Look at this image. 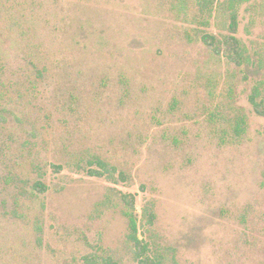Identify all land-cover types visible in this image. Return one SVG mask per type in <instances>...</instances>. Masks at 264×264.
<instances>
[{"label":"rangeland","instance_id":"rangeland-1","mask_svg":"<svg viewBox=\"0 0 264 264\" xmlns=\"http://www.w3.org/2000/svg\"><path fill=\"white\" fill-rule=\"evenodd\" d=\"M172 1H30V49L0 26L6 78L19 76L28 58L49 64L46 47L36 45L53 34V55L85 73L69 84L76 123L53 122L66 98L51 76L0 110V264H86L81 255L94 252L135 264L118 190L136 193L140 219L143 206H153L154 223H139V233L162 264H264V115L247 100L255 84L264 98V0L234 8L248 56L240 67L195 37L199 29L228 32V0H217L206 25L186 20ZM207 85L219 99L229 89L246 113L239 143L220 148L208 134ZM171 98L179 101L173 110ZM93 154L123 178L87 175Z\"/></svg>","mask_w":264,"mask_h":264},{"label":"trees","instance_id":"trees-1","mask_svg":"<svg viewBox=\"0 0 264 264\" xmlns=\"http://www.w3.org/2000/svg\"><path fill=\"white\" fill-rule=\"evenodd\" d=\"M35 3V0H0V26L3 32L10 38L14 39L21 45L31 43L30 37L33 36L30 32V24L27 22L25 15L26 6ZM242 0H228L229 2V22L228 32L216 36L208 33L205 30L199 29L195 36L204 45L208 46L215 55L225 58L228 62L237 67L244 65L248 56L245 55L243 45L240 38L237 36L238 18L234 10L237 3ZM217 0H174L171 6L176 9L177 13H182L186 16V20L191 22H198L206 25L208 18L212 15ZM192 10L189 16L186 9ZM31 16V15H30ZM189 16V17H188ZM188 35V34H187ZM45 36L47 41L38 43L36 46L39 48L41 44L46 47L47 59L49 64L45 62L33 61L32 58L27 59L25 69L20 72L16 78H6L3 74V68L0 67V110L4 109V102L9 97L14 95L16 100H24L25 96L29 93L36 92V85L38 80H42L45 76H51L60 83L62 87L58 86V91L65 96L55 106V118L53 122L58 125H64L66 122L76 123L73 120H78L73 116L77 113V97L70 92L69 84L74 79H81L83 73L82 69L74 68L70 63L63 64L53 55L52 51L56 47V38L53 34ZM188 35V39H189ZM49 42V43H47ZM30 49L31 46H28ZM61 56V55H60ZM99 80H106L105 77ZM63 81V82H62ZM82 84V82H80ZM79 84V85H80ZM119 85L127 88L128 81L120 77ZM205 89L206 94V108L204 111V120L207 125L208 134L211 135L217 147L231 146L239 143L245 136L247 131V115L243 109L236 106L230 98V90L228 89L227 97L218 98L215 96L214 87L207 85ZM124 89V90H125ZM68 94V95H67ZM67 95V96H66ZM218 100L215 102V99ZM247 100L251 105L253 111L258 115H264V98L259 84L252 86L247 95ZM30 103V102H28ZM179 101L171 98L170 109L173 110L177 107ZM0 119H4L0 112ZM51 113L46 114L43 121L49 123ZM174 142L176 140L174 139ZM86 173L89 176L105 177L108 180H114V174L117 177L123 178V172L120 171L114 164L108 162L104 157L93 154L89 155L85 160ZM55 171L61 170V165L50 163ZM260 186L264 189V164L262 167V180ZM34 188L40 192L47 190V186L40 181L34 183ZM120 201L123 203L122 214L126 218L127 223V238L132 247V255L135 264H162L154 255L150 253L149 243L143 237H140L139 226H151L155 220V212L151 204H146L142 208V219L137 216L135 211L136 193L130 191H117ZM243 216V215H241ZM243 218V217H242ZM264 219V213L262 214ZM86 244L91 248H98L91 245L84 238ZM100 257V259H99ZM81 259L86 264H118L109 255H98L97 253L83 254Z\"/></svg>","mask_w":264,"mask_h":264}]
</instances>
